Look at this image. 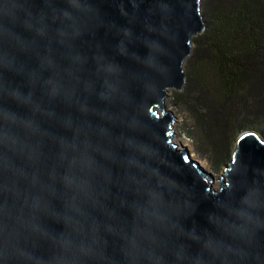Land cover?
<instances>
[{"label":"water","instance_id":"95a60500","mask_svg":"<svg viewBox=\"0 0 264 264\" xmlns=\"http://www.w3.org/2000/svg\"><path fill=\"white\" fill-rule=\"evenodd\" d=\"M201 0H0V264H264V137L216 188L173 142Z\"/></svg>","mask_w":264,"mask_h":264},{"label":"trees","instance_id":"16d2710c","mask_svg":"<svg viewBox=\"0 0 264 264\" xmlns=\"http://www.w3.org/2000/svg\"><path fill=\"white\" fill-rule=\"evenodd\" d=\"M205 29L192 40L182 91L184 134L213 172L246 130L264 134V0H201Z\"/></svg>","mask_w":264,"mask_h":264},{"label":"rangeland","instance_id":"374dc122","mask_svg":"<svg viewBox=\"0 0 264 264\" xmlns=\"http://www.w3.org/2000/svg\"><path fill=\"white\" fill-rule=\"evenodd\" d=\"M164 106L167 110L173 113L174 118H175L172 124L173 135H174L173 142L178 145L179 149H182L184 147L187 148L188 152L190 153L191 158L196 160L206 171L212 173L214 177L213 185L217 188L219 186L217 180L221 177L222 171L218 173L213 172L208 162L205 159L197 155V153L194 150L192 141L188 137H186L185 134L183 133L184 132L183 124H185L186 122H189V118H188L187 113L184 112V110L181 107L176 105L175 101L172 99L171 90L169 91L167 98H165L164 100ZM258 135H260L261 137H264V134H258ZM233 147L234 148L232 150H235V146Z\"/></svg>","mask_w":264,"mask_h":264}]
</instances>
